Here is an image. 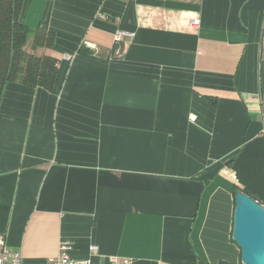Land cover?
<instances>
[{
    "label": "crops",
    "instance_id": "0c3cea01",
    "mask_svg": "<svg viewBox=\"0 0 264 264\" xmlns=\"http://www.w3.org/2000/svg\"><path fill=\"white\" fill-rule=\"evenodd\" d=\"M20 22L47 25L55 48L35 53L59 62L52 91L4 92L8 248L23 264L63 242L95 264H242L235 197L264 205V0H23Z\"/></svg>",
    "mask_w": 264,
    "mask_h": 264
},
{
    "label": "trees",
    "instance_id": "16d2710c",
    "mask_svg": "<svg viewBox=\"0 0 264 264\" xmlns=\"http://www.w3.org/2000/svg\"><path fill=\"white\" fill-rule=\"evenodd\" d=\"M22 6L23 0H0V107L7 84L52 91L58 74V59L35 53L39 48H55L54 33L46 24L32 30L21 23ZM79 53L93 56L84 47Z\"/></svg>",
    "mask_w": 264,
    "mask_h": 264
},
{
    "label": "water",
    "instance_id": "95a60500",
    "mask_svg": "<svg viewBox=\"0 0 264 264\" xmlns=\"http://www.w3.org/2000/svg\"><path fill=\"white\" fill-rule=\"evenodd\" d=\"M233 241L242 264H264V205L245 192L237 193Z\"/></svg>",
    "mask_w": 264,
    "mask_h": 264
},
{
    "label": "built area",
    "instance_id": "2783aa9c",
    "mask_svg": "<svg viewBox=\"0 0 264 264\" xmlns=\"http://www.w3.org/2000/svg\"><path fill=\"white\" fill-rule=\"evenodd\" d=\"M192 24L198 25L199 21L194 20ZM123 36H125V33H118L115 42L120 43ZM195 119L196 117H192V120ZM71 248L72 245L69 242H63L59 247L58 255L49 258L45 264H95L91 259L76 260L72 258L70 255ZM0 264H23L22 254L9 249L3 237H0Z\"/></svg>",
    "mask_w": 264,
    "mask_h": 264
},
{
    "label": "rangeland",
    "instance_id": "374dc122",
    "mask_svg": "<svg viewBox=\"0 0 264 264\" xmlns=\"http://www.w3.org/2000/svg\"><path fill=\"white\" fill-rule=\"evenodd\" d=\"M30 47H29V45H28V47H27V49H29Z\"/></svg>",
    "mask_w": 264,
    "mask_h": 264
}]
</instances>
